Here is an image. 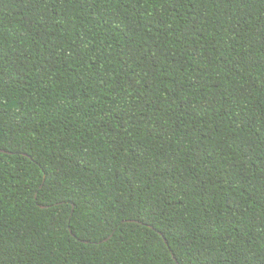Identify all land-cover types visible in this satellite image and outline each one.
I'll return each mask as SVG.
<instances>
[{"label": "trees", "instance_id": "obj_1", "mask_svg": "<svg viewBox=\"0 0 264 264\" xmlns=\"http://www.w3.org/2000/svg\"><path fill=\"white\" fill-rule=\"evenodd\" d=\"M0 150V264H264V0H0Z\"/></svg>", "mask_w": 264, "mask_h": 264}, {"label": "water", "instance_id": "obj_2", "mask_svg": "<svg viewBox=\"0 0 264 264\" xmlns=\"http://www.w3.org/2000/svg\"><path fill=\"white\" fill-rule=\"evenodd\" d=\"M0 152L2 153H7V154H11L9 152H6V151H3V150H0ZM42 208H45L44 206ZM107 239H105L104 241H106ZM163 241L165 242L164 238H163ZM172 258L174 259L173 255H172ZM175 260V259H174Z\"/></svg>", "mask_w": 264, "mask_h": 264}]
</instances>
